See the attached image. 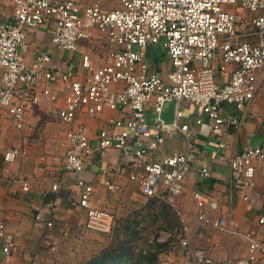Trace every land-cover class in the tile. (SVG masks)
Instances as JSON below:
<instances>
[{"label":"built area","instance_id":"built-area-1","mask_svg":"<svg viewBox=\"0 0 264 264\" xmlns=\"http://www.w3.org/2000/svg\"><path fill=\"white\" fill-rule=\"evenodd\" d=\"M10 1L13 20L0 24V104L17 129L26 128L29 110L49 103L56 104L60 121L72 126L67 132L70 146L64 167L77 175L75 183L81 191L72 202L85 209L86 227L100 233L113 229L115 214L105 205L102 194L120 189L106 174L95 186L84 179L81 173L87 158L95 148L129 150L133 154L129 178L137 182L145 197L161 199L175 208L181 223L180 244L190 264H213L204 248L191 245L186 216L177 207L196 159L192 126L183 121V103L193 104L197 124L208 117L216 135H222L226 126L241 129L264 77V0H119L111 9L76 0ZM43 28L50 31L56 49L78 53V60L75 56L57 62L50 51L42 50L28 63L24 49L29 35ZM96 30L112 44L99 66L81 45ZM151 47H160L169 57L167 76L149 60ZM218 54L222 69L235 64L226 82L217 76L214 60ZM59 87L64 92L62 101ZM172 101L174 118L166 122L162 114ZM106 109L120 110L122 115L109 117L94 140L88 124L76 122L78 115L94 118ZM177 131L186 136L187 151L155 159L153 154L166 137ZM228 147L225 141H218L219 157L228 158L231 183L238 188L252 186L257 164L264 161V145L247 143L231 154ZM27 155L28 149L22 146L10 145L3 152L7 163ZM198 171L211 177L205 165L198 166ZM8 177L19 180L23 190L30 189L25 178L13 177L11 172ZM232 184L225 199L230 198ZM195 198L202 222L232 232L224 217L212 218L205 212L206 205L218 206L216 200L199 191ZM244 198L249 200V194ZM36 220L52 224L41 212ZM259 222L264 224V215ZM168 232H159L165 237L158 240H169L172 234ZM243 234L249 241L250 259L264 260V240L254 232ZM5 236L0 224V264H10L16 249Z\"/></svg>","mask_w":264,"mask_h":264},{"label":"crops","instance_id":"crops-1","mask_svg":"<svg viewBox=\"0 0 264 264\" xmlns=\"http://www.w3.org/2000/svg\"><path fill=\"white\" fill-rule=\"evenodd\" d=\"M78 2L82 5L97 3L106 9H111L119 5V0H116V5L113 7H110L114 2L111 0H87L84 3L81 1ZM12 20V2L10 0H0V24ZM105 37V35L96 30L91 39L81 41V45L85 46L87 51L92 54V59L96 66L104 62L111 49L112 44ZM50 38V31L47 28L40 29L29 35V39L27 40L28 45L24 49V55L28 63H32L37 53L42 50L50 51L57 62L75 56L77 57L76 60H78L79 55H76L78 53L56 49L51 43ZM220 59L221 57L218 54L214 60L217 76L221 82H226L235 64L230 63L226 65V69H222ZM149 60L154 63V66L162 76H167V73L171 69V62L163 49L160 47H151ZM59 91H61L60 101H62L64 92L60 87ZM255 101L256 96L244 115L241 129L226 126L222 135L214 134L209 123V118L206 116L203 124H197L195 121V107L188 101H184L183 103L185 109L183 121L189 122L192 126L191 135H193V143L195 145L193 152L196 159L193 171L183 183L184 190L178 197L177 207L182 209L181 212L187 219V213L181 207L182 200L186 207H193L192 205L195 203L198 218V205L195 193L199 191L206 197L216 200L218 203L216 208H211L206 205L204 207L205 212L212 218L224 217L232 229V232L226 233L229 236L228 241L221 245L230 254V260L228 262L222 261V257L218 259L215 254L216 259L221 261V263H217L215 256H211L206 248L195 246L191 242L193 247L204 248L213 258V264H264V260L261 258L250 259L249 241L243 234V232H254L259 239L264 240V224L259 222L260 217L264 215V161L257 164L252 181L254 184L250 187L245 188V186H242L238 188L231 183L232 175L228 158H220L219 154L221 150L218 148L219 140H223L229 145L228 152L230 154L242 150L247 143L264 145V117L256 114L254 108ZM51 105L56 109V104L49 103L29 110L26 114L27 124H29L28 119H30V114L33 113V117L38 119L42 118L43 114L49 111L44 106ZM0 108L5 111L14 126L9 112L1 104ZM228 108L230 111L236 112L233 105H228ZM49 112L52 114L51 111ZM121 115L122 111L117 109H106L94 118L80 113L76 122L85 121L90 129V137L96 140L99 129L107 124L109 117H119ZM61 124L62 135L52 134L44 142H39L34 145L28 144L29 137L24 132L17 141L19 145H12L26 147L28 149L27 156L21 157L13 163H7L2 155V162L0 164V224L4 225L5 237L16 244V249L13 252L12 262L10 264H18V261H13L14 258L16 259L18 253L22 252L28 256L27 253L31 251V248L36 243H39V240L42 238V232L45 229H53L50 236L60 238L64 234L71 233L62 230L64 229V224L79 225L81 224L80 218L82 217L86 225L87 214L85 209L72 202L81 191L80 187L75 183L77 175L74 172L67 171L64 167L65 154L70 146L67 132L72 126L62 122ZM15 129L17 131L25 130V128L17 129L16 127ZM183 134V132L177 131L171 136H167L164 144L153 154V157L155 159H161L174 153L187 151L188 140ZM58 143L61 144L58 145ZM132 155V152L129 150L122 151L116 148L99 150L95 148L87 158V167L81 173V176L88 182L94 184V186L99 184L101 176L105 174L111 176L113 181L120 186V189L105 191L102 194V198H105L106 192L117 193L119 191H127V189L133 191L134 188L139 190L137 182L129 178L132 170ZM200 165H205L210 168L212 173L211 177L206 178L200 175L198 171V166ZM8 172H11L13 177H23L29 181L30 189L28 191L23 190L20 181L10 179ZM54 184H57L56 189L52 188ZM231 184L230 198L225 199V194L228 192L229 185ZM245 194H249V200L244 198ZM38 212L43 213L46 220L51 221L52 224L38 222L36 220V214ZM202 223L205 224L204 222ZM217 253L220 254L221 252L219 251ZM182 255L186 263L190 264V260L185 257L183 251Z\"/></svg>","mask_w":264,"mask_h":264},{"label":"rangeland","instance_id":"rangeland-1","mask_svg":"<svg viewBox=\"0 0 264 264\" xmlns=\"http://www.w3.org/2000/svg\"><path fill=\"white\" fill-rule=\"evenodd\" d=\"M78 1L84 3L87 0ZM111 1L114 2L110 7L115 6L116 0ZM44 107L52 114L45 112L39 119L33 117V113L30 114L29 124L23 131H17L8 115L0 108V164L4 149L12 144L19 145L17 141L24 132L28 134V144L32 145L44 142L52 134L62 135V124L55 107ZM254 108L257 115L264 117V77L256 95ZM104 199L107 208L115 214V224L110 232L100 233L88 229L81 217L79 225L64 224L62 230L71 233L64 234L63 237L50 236L53 229H45L39 243L27 253L28 256L21 252L22 254L18 253L13 261H18V264H94L98 259L101 263L111 261L112 258L107 255L113 251L122 254L124 264H151L148 259L142 258L141 254L152 256L156 259V264H187L182 255L179 240L181 223L175 208L161 199L145 197L137 188L133 191L127 189L124 192H106ZM192 206L186 207L182 200L181 207L187 213V233L192 244L204 247L211 256L216 254L218 259L222 257V261L228 262L230 254L221 245L228 241L229 236L226 233L230 232L200 222L196 215L195 203ZM179 210L182 211L180 207ZM164 229L172 234L165 247L160 245L159 242L162 241L158 240L165 237V234H159ZM219 251L220 254L217 253ZM216 261L221 263L217 259Z\"/></svg>","mask_w":264,"mask_h":264},{"label":"trees","instance_id":"trees-1","mask_svg":"<svg viewBox=\"0 0 264 264\" xmlns=\"http://www.w3.org/2000/svg\"><path fill=\"white\" fill-rule=\"evenodd\" d=\"M152 199H155V198H152ZM167 204V203H166ZM169 205V204H168ZM171 206V205H170ZM172 207V206H171ZM168 243H169V241H165V242H159V244L160 245H162V246H166V245H168ZM112 254H108L107 256L109 257V258H112V260L111 261H103L102 263L99 261V259L98 260H96L95 262H94V264H124L123 263V259H122V254H116L115 252H111ZM141 257L142 258H144L145 260L146 259H148V261H150L151 262V264H156V259L155 258H153L152 256H150V255H142L141 254ZM140 257V258H141Z\"/></svg>","mask_w":264,"mask_h":264},{"label":"water","instance_id":"water-1","mask_svg":"<svg viewBox=\"0 0 264 264\" xmlns=\"http://www.w3.org/2000/svg\"><path fill=\"white\" fill-rule=\"evenodd\" d=\"M174 105L175 101L170 102L162 114L166 122H170L174 118Z\"/></svg>","mask_w":264,"mask_h":264}]
</instances>
